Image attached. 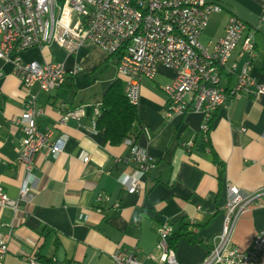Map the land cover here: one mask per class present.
Instances as JSON below:
<instances>
[{
    "label": "crops",
    "instance_id": "0c3cea01",
    "mask_svg": "<svg viewBox=\"0 0 264 264\" xmlns=\"http://www.w3.org/2000/svg\"><path fill=\"white\" fill-rule=\"evenodd\" d=\"M214 1L221 8L210 16L200 43L208 47L218 40L230 15L255 27L249 74L264 83V27L258 21L264 0ZM239 50L236 46L232 57L238 66ZM19 57L27 62H60L67 71L62 86L37 95L43 113L36 122L40 128L53 127V139L62 142V149L55 157L46 149L37 152L32 162L38 190L30 200L17 201L23 167L15 148L22 132L13 121L22 112L23 95L36 92L37 87L23 88L12 63L0 59V188L18 202L16 208L0 205V233L9 234L10 248L0 264H31L25 259L28 255L47 264H114L111 253L116 248L133 249L141 264H162L156 230L164 221L173 231L187 225V233L172 249L179 262L198 264L221 229V207L229 186L248 193L264 185L263 93L243 95L212 114L207 142L224 164L219 185L216 165L201 137L200 114L165 112L162 89L175 71L159 65L153 77L141 78L134 144L154 157L155 164L140 176L139 191L130 193L120 183L134 169L122 159L129 154V145L124 140L110 145L103 128L92 124V106L101 103L103 92L119 78L115 56L106 55L92 42L69 54L51 42L28 48ZM232 81L227 78L225 85ZM80 105L85 107L80 120L58 121L65 110ZM98 194L108 196L101 211L96 209ZM263 226L264 208L249 206L237 219L232 243L248 247Z\"/></svg>",
    "mask_w": 264,
    "mask_h": 264
},
{
    "label": "built area",
    "instance_id": "2783aa9c",
    "mask_svg": "<svg viewBox=\"0 0 264 264\" xmlns=\"http://www.w3.org/2000/svg\"><path fill=\"white\" fill-rule=\"evenodd\" d=\"M262 7L258 21L264 27ZM220 8L214 0H0V59L12 63L11 70L23 88L37 87L36 92L23 95L22 112L13 121L22 132L15 148L17 162L23 167L17 201L30 200L38 190L39 177L34 175L32 162L37 152L46 149L55 157L62 149V142L53 139V127L40 128L36 122L43 113L37 95L59 88L67 76L62 63L27 62L19 57L22 51L56 42L69 54L92 42L106 55L115 56L117 75L123 80L122 92L135 106L140 96V79L153 77L159 65L172 68L175 76L162 89L165 112L175 116L198 112L202 117L200 129L205 131L208 120L221 106L243 95L264 94V83L249 74L250 60L255 57V27L230 15L218 40L208 47L200 43L199 35ZM236 46L240 48V66L232 58ZM227 78H233L230 86L225 85ZM83 106L65 110L58 121L80 120L85 115ZM92 112L95 126L100 108L92 106ZM260 135L264 140V129ZM124 142L129 145V154L122 158L123 162L134 169L124 174L120 183L127 192H137L141 188L140 176L154 166L155 158L137 147L133 138H125ZM107 198L97 195L98 211ZM17 201L0 188L1 206L16 208ZM251 205L264 208V185L248 193L229 186L228 198L221 207V229L198 264H264V226L255 232L248 247L241 249L232 243L237 219ZM156 232L161 263L183 264L167 243L172 225L161 222ZM8 239V233H0V258L10 250ZM25 259L31 264L39 263L36 255ZM111 259L114 264H141L133 249L116 248Z\"/></svg>",
    "mask_w": 264,
    "mask_h": 264
},
{
    "label": "trees",
    "instance_id": "16d2710c",
    "mask_svg": "<svg viewBox=\"0 0 264 264\" xmlns=\"http://www.w3.org/2000/svg\"><path fill=\"white\" fill-rule=\"evenodd\" d=\"M123 80L116 78L110 86L103 92L101 103L97 105L100 108L99 115L94 119L95 128H103V135L105 140L110 145H118L125 138L135 139L138 135L134 123L138 120L137 108L131 105L124 96ZM213 118V116H212ZM212 118L208 120V126L205 131L201 132V137L205 140V144L209 147V152L215 167L217 168V178L220 185L221 176L224 171V164L220 158L215 154L216 152L207 142V134L211 128ZM187 233V225L181 224L177 231H173L168 235V246L174 248L176 242L182 234ZM39 261L47 264V261L38 257Z\"/></svg>",
    "mask_w": 264,
    "mask_h": 264
},
{
    "label": "rangeland",
    "instance_id": "374dc122",
    "mask_svg": "<svg viewBox=\"0 0 264 264\" xmlns=\"http://www.w3.org/2000/svg\"><path fill=\"white\" fill-rule=\"evenodd\" d=\"M220 23H221V22H219V23H218V27H217V29H219V28H220Z\"/></svg>",
    "mask_w": 264,
    "mask_h": 264
}]
</instances>
